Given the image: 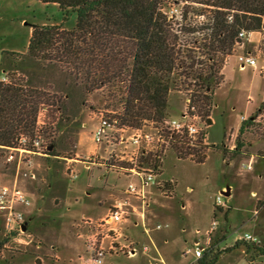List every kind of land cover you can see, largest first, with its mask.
<instances>
[{
	"label": "rangeland",
	"instance_id": "1",
	"mask_svg": "<svg viewBox=\"0 0 264 264\" xmlns=\"http://www.w3.org/2000/svg\"><path fill=\"white\" fill-rule=\"evenodd\" d=\"M188 5L202 8L198 4ZM185 6L178 4L172 11L164 8L168 16L175 15L177 9L173 25L182 23L178 14ZM200 21L202 19L191 23L195 25ZM74 23L73 13L64 21L54 4L43 5L38 0H0V80L5 79L3 82L7 83L10 76L15 75L35 84L44 83L39 85V90L54 103L45 104L50 108L47 118L53 126L47 127L43 136L49 145L55 144V148L53 145L51 148L58 154L35 157L36 177L29 179L23 176L24 170L18 173L15 164L7 163L5 151L0 150V187L11 185L18 174V188L32 201V207L26 210L24 234L7 235L0 226V264H90L84 242L94 229L86 220L97 222L103 218L112 204L124 199L123 190L129 183V179L107 167L115 164L117 157L111 156L112 153L120 155L117 145L105 141L96 145L92 141L97 113L119 110L113 97L115 91L101 88L84 94L71 79H66V70L59 68L40 71L37 76L28 78L22 75L24 70L33 72L32 64L21 63L31 25L61 24L63 29L70 30ZM191 38L186 35L180 40ZM249 40L243 41L242 47L236 48L220 69V85L209 101L215 108L209 109L212 123L206 131L208 147L200 150L203 163H198L197 158L177 160L170 150L163 158L159 179L170 183L172 196L165 198L159 191L149 189L151 203L146 225L149 228L162 225L160 231L150 234L156 239L160 258L143 233L139 218L132 216L131 221L121 227L123 239L114 244L117 247L123 241L134 242L138 251L133 256L108 253L103 264H197L193 254L196 242L205 250L212 248L221 253L216 264H250L243 247L226 250L244 234L258 235L262 238L260 245L264 244V135L259 131L261 125L241 122V117L248 118L262 106L264 70L262 73L258 70L264 69V30L253 32ZM4 52L6 55H2ZM246 53L256 58V71L249 67L240 69L235 54ZM13 63L21 64V69L13 72ZM3 68L8 70L7 76L2 75ZM184 105V95L172 92L164 118L178 119ZM206 112L205 108H199L200 114ZM246 123L239 136L241 125ZM153 126L160 124H148L143 131L152 133ZM238 142L242 147L236 151ZM214 145H221L225 152L212 150ZM229 146H234V150L230 151ZM250 158L252 163L248 170L242 164L248 163ZM70 170L76 175L73 180ZM227 187L230 196L225 197L221 192ZM219 195L221 209L215 204ZM131 202L139 205L134 200ZM135 220L137 225L132 224ZM212 223L215 227L207 238L206 231ZM144 246L148 247V253L142 252ZM252 264H264V257Z\"/></svg>",
	"mask_w": 264,
	"mask_h": 264
},
{
	"label": "trees",
	"instance_id": "2",
	"mask_svg": "<svg viewBox=\"0 0 264 264\" xmlns=\"http://www.w3.org/2000/svg\"><path fill=\"white\" fill-rule=\"evenodd\" d=\"M38 1L57 5L64 21L73 13L75 23L70 30L61 24L31 25L21 63L32 64L33 72L24 70L23 77L59 68L66 70V79L84 94L112 89L122 120L133 127L142 121L164 119L169 95L179 87L188 90L192 85L188 81L213 92L221 79L217 73L223 56L239 41L238 33L264 30V0ZM178 4L187 6L178 14L182 23L173 25L178 12L168 16L164 8L172 11ZM199 19L202 21L192 25ZM186 35L192 38L180 40ZM20 66L13 63V72ZM2 75L7 76L8 70L3 68ZM39 85L44 83L35 84L15 75L7 83L0 80V150L14 147L22 134L32 137L39 108L53 105ZM247 123L241 125L239 136ZM51 145L54 149L55 144ZM211 147L225 152L221 145ZM241 147L238 142L236 151ZM48 154L58 156L52 148ZM202 159L198 163H203ZM240 247L249 263L264 257V244L237 241L226 251ZM219 256L221 253L212 248L205 250L197 264H216Z\"/></svg>",
	"mask_w": 264,
	"mask_h": 264
},
{
	"label": "built area",
	"instance_id": "3",
	"mask_svg": "<svg viewBox=\"0 0 264 264\" xmlns=\"http://www.w3.org/2000/svg\"><path fill=\"white\" fill-rule=\"evenodd\" d=\"M174 11L177 13V9ZM252 33L244 31L238 33L237 39L239 41L236 42L230 54L223 56L221 67L235 53L236 48L242 47L243 41H250L249 37ZM235 59L240 69L249 67L256 71L258 68L256 58L250 53L235 54ZM220 69L217 73L218 76L221 75ZM263 70V67H261L258 71L262 73ZM188 82L192 84L188 90L179 87V90L174 92L183 94L185 101L184 109L180 112L178 119L166 120L164 118L159 121H142L140 126L133 127L122 120V110L120 108L118 111L103 110V112L97 113L98 122L92 131V141L96 145L104 141L107 144L117 145L120 155L117 156L112 153L111 156L117 157L115 158V164H110L107 167L112 169L113 173L129 179V183L123 190L124 199L112 204L103 218L97 222H93L91 219L86 220L87 224L92 225L94 229L84 242L90 264H103V259L108 253L121 252L126 256L135 255L138 251L136 243L123 241L117 247L114 244L115 241L123 239L121 227L131 221L130 217H138L143 233L145 235L150 234L151 230L146 225V212L151 201L149 189L154 192L155 190L159 191L158 193L165 198L172 196L170 183L159 179L163 158L167 152L172 150L177 160L204 157L200 150L208 147L205 138L206 131L212 123L209 109L215 108L214 105L211 107V104H209L214 91L201 89V85L195 81ZM199 108H205L207 110L206 114H200ZM49 111L50 108L46 105L39 108L32 137L22 134L17 139L14 147L2 148L6 153L5 161L9 164H15L18 173L24 170L23 176L29 179H35L36 177L33 171L34 158L44 157L50 152L51 145L45 141L43 136L45 129L50 125L53 126L52 123L48 122ZM245 121L261 125L259 131L264 135V98L261 108L255 114L248 118L241 117V122ZM155 123L160 124V126H153L152 133L143 131V127ZM129 132L131 134H128ZM113 133L117 134L113 135ZM230 136L233 137V134H230ZM228 149L232 151L234 146H229ZM251 163L252 158L242 166L250 170ZM66 169L69 170V166ZM70 176L71 180L76 177L72 170H70ZM17 179L18 174L11 185L0 187V226L7 235H22L25 233L26 230L23 231L22 227L26 225V210L32 207L30 197L18 188ZM131 200L136 201L139 205L133 204ZM215 204L217 208H223L220 195L215 198ZM132 224L137 225L136 220L132 221ZM214 227L215 223H212L210 229L206 231L207 238L212 234ZM160 229H162L161 224H157L153 228L155 231ZM236 241L260 245L262 238L258 235L244 234L237 237ZM141 250L143 253L149 251L146 246ZM204 251V247L199 246L196 242L193 254L197 260L202 257ZM153 264H157V262Z\"/></svg>",
	"mask_w": 264,
	"mask_h": 264
},
{
	"label": "crops",
	"instance_id": "4",
	"mask_svg": "<svg viewBox=\"0 0 264 264\" xmlns=\"http://www.w3.org/2000/svg\"><path fill=\"white\" fill-rule=\"evenodd\" d=\"M30 36H31V27H30V30H29V38H30ZM29 42V41H28ZM28 45V44H27ZM223 190L225 191L226 189L225 188H223ZM229 190H230V188H229ZM254 193H252V195H253ZM230 196V195H229ZM150 203H151V201H150ZM150 203H149V206H150ZM148 210V209H147ZM148 212V211H147ZM147 212H146V215H147ZM146 222H147V216H146ZM162 226V225H161ZM150 234H151V232L152 231H154L153 230V228H150ZM160 231V230H159ZM146 235L147 237H148V239H149V243H150V245H151V247L153 248V250H154V253L158 256V258H160V254H159V252H158V249H157V242H156V239L154 238V237H151V235ZM163 243H166V240H164L163 241ZM160 261L161 262H163V260L162 259H160ZM250 264H252V263H250Z\"/></svg>",
	"mask_w": 264,
	"mask_h": 264
},
{
	"label": "water",
	"instance_id": "5",
	"mask_svg": "<svg viewBox=\"0 0 264 264\" xmlns=\"http://www.w3.org/2000/svg\"><path fill=\"white\" fill-rule=\"evenodd\" d=\"M51 150V148H49V151ZM221 194L225 197L229 196L230 195V190L229 188L227 187L225 191L221 192ZM22 230L25 231L26 230V226L24 225L22 227Z\"/></svg>",
	"mask_w": 264,
	"mask_h": 264
}]
</instances>
